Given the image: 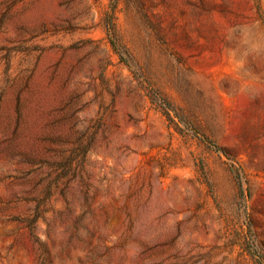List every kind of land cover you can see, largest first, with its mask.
Wrapping results in <instances>:
<instances>
[{
	"label": "rangeland",
	"instance_id": "rangeland-1",
	"mask_svg": "<svg viewBox=\"0 0 264 264\" xmlns=\"http://www.w3.org/2000/svg\"><path fill=\"white\" fill-rule=\"evenodd\" d=\"M0 264H264V0H0Z\"/></svg>",
	"mask_w": 264,
	"mask_h": 264
}]
</instances>
